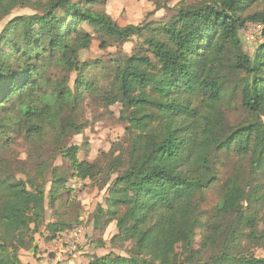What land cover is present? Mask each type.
Wrapping results in <instances>:
<instances>
[{"label": "trees", "instance_id": "trees-1", "mask_svg": "<svg viewBox=\"0 0 264 264\" xmlns=\"http://www.w3.org/2000/svg\"><path fill=\"white\" fill-rule=\"evenodd\" d=\"M102 1L0 0V101L21 93L12 107L35 147L45 143L47 126L59 137L83 128L67 115L70 87L60 84L40 97L33 92L41 86L39 64L56 60L81 72L80 56L94 40L102 49L140 41L114 68L113 91L103 94L108 105H122L125 154L103 168L79 160L80 148L72 145L62 151L70 169L43 158L33 169L22 167L21 179L7 163L3 176L0 165V264H25L21 251L42 225L49 239L69 230L70 221L46 222L47 197L57 201L70 177L97 180L102 174L104 185L111 183L99 225L105 230L116 222L115 247L82 264H264V256L236 247L247 236L264 251V229L259 233L257 216L246 206L264 204L263 190L252 187L264 174V41L251 55L240 35L247 23L258 22L264 37V0H181L163 24L125 26L97 7ZM155 4L152 13L164 8ZM24 8L33 13L14 15ZM229 94L238 95L249 115L234 127L225 104ZM222 150L250 163H239L228 177L207 221L204 192L217 180Z\"/></svg>", "mask_w": 264, "mask_h": 264}, {"label": "rangeland", "instance_id": "rangeland-1", "mask_svg": "<svg viewBox=\"0 0 264 264\" xmlns=\"http://www.w3.org/2000/svg\"><path fill=\"white\" fill-rule=\"evenodd\" d=\"M181 0H104L98 3L97 7L105 10L119 25L141 24L151 22L155 25L167 22L175 13L173 7ZM195 2L196 0H188ZM164 5V8L152 13L156 4ZM258 8V7H257ZM254 7L252 10L257 9ZM30 8L17 9L14 15L32 14ZM250 23V22H249ZM3 23H0V32ZM88 30L90 27L85 26ZM248 23L240 31L245 50L254 55L259 45L264 41H248ZM92 31V30H91ZM139 39L134 37L124 45H112L107 49L101 48L99 40H94L89 49L82 52L80 60L82 71L66 70L56 60L49 61L45 65L39 64L42 76L41 86L33 90L37 96L51 94L60 84L70 87L72 97L70 107L67 109L69 117L76 118L77 122L83 126L82 131L59 137L54 129L46 127L48 131L45 143L39 147L33 146L27 140L28 134L23 128V123L16 119L19 116V109L12 107L18 94L11 96L6 101H0V105L5 107L0 109V165L3 176L7 175V170L3 163L8 164V170L16 178H24L21 168L33 169L43 158H46L49 166H58L62 171L70 169V163L63 155L66 147L77 145L80 148L78 157L81 161L97 162L105 168L114 157L121 152H127L126 123L121 119L122 105H108L103 99L104 91H113L114 68L124 58L131 56L139 46ZM227 105V117L229 124L234 127L248 120L249 115L243 108L242 102L237 94H229L225 98ZM12 107V108H11ZM8 112H11L9 118ZM220 164L218 166L217 180L204 192V203L202 204V215L204 220H210L214 209L221 199V190L228 177L233 173L238 164L242 163L248 167L250 159H241L234 151L222 150L219 153ZM241 160H243L241 162ZM72 174V170L70 172ZM51 176V174L49 175ZM115 175L112 176V179ZM106 175L102 174L97 180H80L70 177L67 189L63 191L59 199L54 201L47 197L46 222L70 221L72 226L69 230L60 233L54 239H49V233L42 225L39 232L34 235V242L29 249H33L36 243L42 244L47 258H55L58 263L74 260L75 257H84L88 261V256L92 253L100 255L112 251L115 245L111 242L112 237L118 233L116 222H112L105 230H101L98 212L100 208H107V198L109 196V185H104ZM50 179V178H49ZM47 179V181H50ZM261 183H256L252 187L259 186L264 193V174L260 177ZM51 182L46 186L47 193L50 192ZM249 213L257 216V228L259 233L264 229V204L255 201L246 204ZM79 229L80 235L74 237L72 234ZM250 229H247L249 232ZM200 233V230H199ZM246 235V232H245ZM60 237V238H59ZM200 236H198V241ZM53 240L55 242H53ZM73 241L75 243L73 244ZM72 243V245H70ZM129 244H124L128 247ZM36 247H39L36 246ZM45 247H53L52 250ZM70 247L71 251L62 252L63 248ZM123 247V246H116ZM236 247L244 248L245 252L264 256L262 248L257 247L252 238L242 236L240 243ZM118 254H125L122 248H115ZM66 253V254H65ZM77 255V256H76ZM25 259L31 257V253L26 251L23 254ZM59 256V258H58ZM84 258L82 261H84ZM79 262H77L78 264ZM86 263V262H85Z\"/></svg>", "mask_w": 264, "mask_h": 264}, {"label": "crops", "instance_id": "crops-1", "mask_svg": "<svg viewBox=\"0 0 264 264\" xmlns=\"http://www.w3.org/2000/svg\"><path fill=\"white\" fill-rule=\"evenodd\" d=\"M53 242H55L53 240ZM39 247H36L38 246ZM36 246L33 247V249H24L21 251V259L25 264H77V262H79L78 264H82L87 262V259H85L84 257H75L74 260H69L67 262H62V263H58L56 256L55 258L51 259V258H47V255L44 253V247H42V244L36 243ZM46 249H50L52 250L53 247H45ZM28 251L31 253V257H29L28 259H25L23 254ZM77 256V255H76ZM84 258V261H82Z\"/></svg>", "mask_w": 264, "mask_h": 264}, {"label": "built area", "instance_id": "built-area-1", "mask_svg": "<svg viewBox=\"0 0 264 264\" xmlns=\"http://www.w3.org/2000/svg\"><path fill=\"white\" fill-rule=\"evenodd\" d=\"M248 27H249V33H248V37L247 40L252 42L253 40L256 41L259 39V41L263 40V26L261 23L258 22H250L248 23ZM74 237L80 235V231L79 229L75 230L73 233ZM60 238V237H59ZM75 243V241H73V244ZM72 245V243L70 244ZM67 251H71L70 247H67L66 249L63 248L61 250L62 252H67ZM66 254V253H65ZM59 258V256H58Z\"/></svg>", "mask_w": 264, "mask_h": 264}]
</instances>
